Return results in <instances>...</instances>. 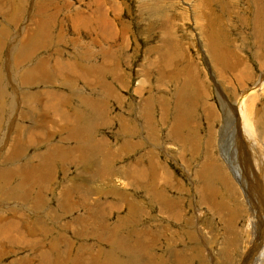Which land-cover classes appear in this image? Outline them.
<instances>
[{
    "label": "rangeland",
    "instance_id": "1",
    "mask_svg": "<svg viewBox=\"0 0 264 264\" xmlns=\"http://www.w3.org/2000/svg\"><path fill=\"white\" fill-rule=\"evenodd\" d=\"M27 1L0 0V264H132V246L137 244L155 264H170L166 258L170 255L172 261L178 250L185 260L177 264H241L251 229L260 224L249 222L247 212L261 208L257 203L251 207L252 198L235 177L246 163L245 152L252 151L253 135L264 149V117L249 116L253 131L246 136L236 104L248 90L256 98L250 101V112L264 109V85L254 91V84L264 83V8L256 9L253 0H35L32 19L21 24L29 11ZM260 3L264 6V0ZM65 4L69 7L58 18L64 28H47L50 19L44 14L55 9V20L57 6ZM166 31L172 45L156 47ZM69 37V45L62 46L67 51L53 48V38L59 43ZM205 37L218 43L215 53L218 48L229 56L236 53L238 69L252 81H235L227 64L213 63L202 46ZM48 46L52 48L45 54ZM56 54L59 58L53 62ZM157 54H163L159 64ZM183 81L192 83L190 91ZM238 83L248 89L242 91ZM134 86L141 88L132 96ZM102 88L101 96L118 97L116 89L125 92L126 100L113 102L121 106L113 114L107 113V104L98 105L97 122L105 112L113 125L100 130L87 121L93 118L90 101ZM69 94L70 105L63 107ZM187 97L198 98L183 110L197 127L181 120L169 132L176 106L181 103L183 109ZM204 101L211 108L210 120L217 119L209 142L212 161L230 174L231 192L236 190L240 212H245L237 216L234 229L213 218L221 208L236 204L232 198L227 201L220 191L226 205L219 210L210 208L207 200L197 202L195 187L202 182L196 171L201 172L209 136ZM225 107L228 118H223ZM79 109L89 117L84 120ZM85 123L98 136L88 140L90 150L81 140L92 135ZM42 143L45 147L36 150ZM53 165H61L62 172L57 175ZM67 165L73 174H66ZM170 200L180 202V208ZM118 205L123 206L122 215L110 218ZM174 212L183 217L176 220ZM44 217L50 222H43ZM120 227L126 233L119 234ZM66 234L78 239L73 252ZM153 234L158 240L154 246ZM41 235L49 239L41 241ZM101 242L116 254L109 247L103 257L105 246L94 250ZM252 246L243 264L258 262ZM161 248L167 252L164 257Z\"/></svg>",
    "mask_w": 264,
    "mask_h": 264
},
{
    "label": "bare ground",
    "instance_id": "2",
    "mask_svg": "<svg viewBox=\"0 0 264 264\" xmlns=\"http://www.w3.org/2000/svg\"><path fill=\"white\" fill-rule=\"evenodd\" d=\"M255 2V7L256 9H259L261 8V10L264 8V6L262 5V3H260V0H253ZM150 3V2H148ZM145 6V5H144ZM144 6H141V7H144ZM148 6V5H146ZM145 6V7H146ZM148 8V7H147ZM260 10V11H261ZM103 25V23H102ZM101 25V26H102ZM167 25V24H165ZM104 26V25H103ZM168 26V25H167ZM105 27V26H104ZM169 27V26H168ZM165 28V27H164ZM159 37V36H158ZM159 39H161L159 41V44L156 45V47H163V46H166V45H170L171 44V40L169 39V34H168V31H166L165 33L161 34ZM168 45V46H169ZM172 45V44H171ZM217 45L218 43H216L213 39H209L207 37H205V44H202V46H204L206 48V50L204 49V52H206L208 54V56L211 58V60L213 61V63L215 61H222L224 64H227L228 65V69L229 71H232L234 76H236V80L235 81H239V80H245V79H249L252 81L250 75H247V73L245 72H240V70L238 69L239 66L237 65V63L234 61V58L237 57V54L234 53L233 56H229L230 54L226 52V50L224 51L223 49H220L218 48L219 52L218 53H215L214 50L217 49ZM258 45V44H257ZM171 48V47H169ZM168 48V50H169ZM211 48L213 50H211ZM162 50V49H161ZM172 50V49H171ZM257 50H259V48H257ZM153 54V53H152ZM256 54V53H255ZM163 55V54H162ZM161 55V56H162ZM161 56L160 54H157L156 55V58H158L157 60V63H161ZM167 56L166 55V58H165V61L167 59ZM241 57V56H240ZM162 59H164V57H162ZM258 60V59H257ZM234 61V63H232ZM156 62V61H155ZM262 64V63H260ZM154 65V63L152 64ZM151 65V66H152ZM169 65V64H168ZM155 66V65H154ZM264 66V65H263ZM262 67V66H261ZM216 68L217 70H220L221 67H218L216 65ZM148 70V68L146 69ZM222 70V69H221ZM244 70V69H243ZM215 71V69H214ZM219 72V71H218ZM168 73V72H167ZM227 83H229V81H226ZM242 82V81H240ZM142 83V82H141ZM183 84H185V88L186 90L188 89V87H191L192 86V83H188V86L186 84V81H183ZM246 84V83H245ZM244 84V85H245ZM142 85V84H140ZM196 85V84H195ZM256 85L258 87H256ZM264 85V83H257V84H254V91H256L255 89L257 90H260L261 87ZM194 86V84H193ZM237 86L239 87H243L241 90L244 91L248 88H244V86H241L239 83L237 84ZM200 89L202 86H198ZM141 87L140 86H136L134 88V91L137 93L138 90L140 89ZM197 88V87H196ZM197 88V89H199ZM250 90V89H249ZM185 91V90H183ZM187 91H190V90H187ZM195 91H197L195 89ZM203 91V90H202ZM200 92V91H199ZM183 93V92H182ZM258 93V92H256ZM197 95V97H201V93H198V91L195 93ZM207 94V93H206ZM192 97V96H191ZM202 98V97H201ZM193 99V98H192ZM191 98L187 97V99H185V104H184V108L182 109V106H181V103H179V105L176 106V109H175V112H174V117L171 121V125L169 126V132H173L174 128H176L180 123V121L182 120V123L183 125H186L188 126L189 128L190 127H197L196 126H193V123L191 122L190 124V120L191 119H188L185 114H184V111L188 105H190V101L192 100ZM195 99H198L195 97ZM194 99V100H195ZM147 102V100L149 99H145ZM192 100V103L193 101ZM256 101V98L252 95H249V92L248 90H246L244 93H242V99H241V102L237 103L236 104V111L238 110V112L236 114H238L239 118L242 120V124H244V127L245 129L247 128V132L243 131L244 134L246 136H249L250 132H252V127H253V123L252 121L249 119V116L251 115H256L258 118H263L264 117V109L262 107L263 110H260L258 111L257 113H254L252 114L250 112V109H251V106H250V101ZM151 103V102H150ZM149 103V104H150ZM191 103V104H192ZM198 103V102H197ZM200 103V102H199ZM198 103V104H199ZM146 104V103H145ZM147 104V105H149ZM202 104V107L203 108V112L204 115H205V119L207 121V132L209 133V136H206L207 140H206V146H205V156L203 157V160H202V165H201V172L198 173L196 171V178L198 180H200L202 183L199 185V186H196L195 189H196V194L198 195V198H197V202H199L200 200L205 202L206 200L209 202L208 203V206L211 208V207H218V210L220 208V206H225L226 204H224L223 202V198L224 197H227L229 198V200L227 201H230V199L232 198L231 202L233 201V204L236 203L237 204V201H239V198H238V195L236 193V190L234 191V193H232L233 191V187L232 185L230 184L231 182V179H230V174H227L226 171L224 170V168H221L220 164H214L213 161H212V155L214 156L213 154V149H210V145H209V142H211V136L212 138H214V132H213V128L212 126H214V122L217 121V119L215 118L214 121L210 120V118L208 117V113H210V106L208 104H206V102L204 101ZM195 105V104H194ZM149 107V106H148ZM230 107V106H229ZM235 107V106H234ZM147 108V107H146ZM149 109V108H147ZM224 112H223V118H228L230 115V113L227 115L226 114V107L223 108ZM229 110H231L229 108ZM142 111V110H141ZM140 111V112H141ZM147 111V110H145ZM149 112V111H147ZM145 113V112H144ZM211 114V113H210ZM209 114V115H210ZM140 115H143L142 113ZM144 116V115H143ZM189 116V115H187ZM215 116V115H214ZM151 117V116H150ZM185 118V120H183ZM192 118V117H191ZM147 119V118H146ZM150 119V118H148ZM151 120V119H150ZM162 120L164 121L163 117H162ZM162 121V123L164 124V122ZM230 122V121H229ZM195 125V124H194ZM227 124H225L226 126ZM149 127V126H148ZM150 128V127H149ZM152 130V128H151ZM226 130V129H225ZM252 130V131H251ZM224 131V130H223ZM168 132V133H169ZM254 133V132H253ZM262 135V136H261ZM260 135V138L261 140L264 141V136L263 134L261 133ZM251 137V136H250ZM251 140V138H250ZM252 144L250 145H255L254 148H253V151L251 152H245L246 154V157H248L245 161L246 163L243 165V169L241 172L237 173L236 177H235V181L238 185H240V189L243 190L245 193H247L248 196H250L253 200V203L251 201H249L251 203V207H254V203H257L258 204V207L261 208V203H263V210L262 212H264V149H262V146L260 144V140L258 139L257 136L253 135L252 136ZM257 151H260V154H256ZM217 155V154H216ZM234 158V157H233ZM233 160V159H232ZM236 162V161H235ZM248 164H251V166H249ZM223 167V166H222ZM225 167V166H224ZM240 165H239V169H240ZM231 170V169H230ZM152 172V171H151ZM233 179V178H232ZM238 180V181H237ZM217 185L215 188H214V185ZM244 186H247L246 188ZM220 191L225 194L224 197H221L219 196L220 195ZM232 191V192H231ZM232 193V194H231ZM159 194V193H158ZM215 195H218V197H215ZM157 196V195H156ZM233 196V197H232ZM241 196V195H240ZM261 196H262V201L260 200L261 199ZM158 197V196H157ZM150 198V197H149ZM155 198V197H154ZM159 200V199H158ZM215 200V202H214ZM222 200V201H221ZM213 201V202H212ZM156 202L153 200V203ZM171 204H173V202L175 203L176 202V206L179 207L180 206V202L178 201H174V200H171L170 201ZM202 203V202H201ZM229 203V202H228ZM157 204V202H156ZM200 204V203H199ZM235 204V205H236ZM159 205V204H158ZM203 205V204H202ZM230 205V204H229ZM227 205V206H229ZM229 206V208H221L219 214H213V218H217V220L221 221L224 225H226L228 228H232L234 229L235 228V222L237 220H239V217L237 216H240L241 214L243 215L245 212H240V209L242 206H239L238 204L236 206ZM160 206V205H159ZM158 206V207H159ZM162 206V204H161ZM164 207V206H163ZM162 208V207H161ZM168 208V207H167ZM172 208V207H171ZM209 208V209H210ZM245 208V207H244ZM249 208V207H248ZM160 209V208H158ZM179 209V208H178ZM170 209H168L169 211ZM167 211L166 208L164 210V212ZM179 211V210H178ZM243 211V209H242ZM251 212H247V213H250L249 214V217H248V221L250 222L251 219H254L251 223H260L259 226L258 225H255L256 227L258 226V228L256 229H251V232H250V237L247 239L246 241V248L245 250H243V253L241 254L240 256V262L241 264H243L245 262V259H246V253L248 252L250 246H252V249H251V252L253 254V256L256 255L257 253V260L258 262L256 264H262L264 263V217H261L259 218V214H260V209L255 213L253 210H251ZM172 212V210H171ZM170 212V213H171ZM219 212V211H218ZM175 213V212H174ZM217 213V212H215ZM159 214V213H158ZM162 214V213H160ZM175 214H178V213H175ZM167 215V214H166ZM248 215V214H247ZM177 216V215H176ZM263 216V214H262ZM173 218H177L174 217ZM247 222V221H246ZM246 227V226H245ZM145 228V227H143ZM245 229V228H244ZM147 230V229H146ZM244 233V231H243ZM246 233V232H245ZM153 241L156 243L157 240L155 238V235L153 234ZM256 242V243H255ZM255 243V244H254ZM250 255V254H249ZM252 256V258H253ZM250 257V256H249ZM256 258V257H255ZM254 258V259H255ZM250 260V259H249ZM251 261V260H250ZM255 261V260H254ZM251 263V262H250ZM255 263V262H254ZM253 263V264H254Z\"/></svg>",
    "mask_w": 264,
    "mask_h": 264
},
{
    "label": "crops",
    "instance_id": "3",
    "mask_svg": "<svg viewBox=\"0 0 264 264\" xmlns=\"http://www.w3.org/2000/svg\"><path fill=\"white\" fill-rule=\"evenodd\" d=\"M160 183H162L161 181H160ZM171 201V200H170ZM175 201V200H174ZM133 202V201H132ZM166 205H169V204H166ZM132 207H136V206H132ZM180 208V207H179ZM161 215H166V214H161ZM178 215L179 216H177V217H179V218H176V220H179L180 219V216H182L183 217V215L181 214V213H178ZM102 216V215H101ZM155 238H156V236H155ZM151 240H152V246H154L155 245V242L153 241V236L151 235ZM158 241V240H157ZM113 243H116V242H113ZM117 244V243H116ZM143 248V245H141V244H137V245H133L132 246V249H133V254H132V264H134L135 262L133 261V259H135V258H137V260L139 261V262H137V264H155L156 263V261H154L153 260V258H151L150 256H148L146 253H145V251L144 250H142L141 251V249ZM112 253V252H111ZM113 254V253H112ZM178 254V256H176ZM105 255H106V250L104 251V256L103 257H105ZM115 255V254H114ZM139 255H141V258H140V256ZM181 254H180V251L178 250V252L174 255V257H173V259H172V261H171V257H170V255H168V257L166 258V260L167 261H169L170 262V264H177V263H180V262H182L183 261V258L184 257H181ZM161 259H162V257L159 259V261H161ZM184 260H185V258H184ZM160 264H161V262H160ZM181 264H184V263H181Z\"/></svg>",
    "mask_w": 264,
    "mask_h": 264
}]
</instances>
